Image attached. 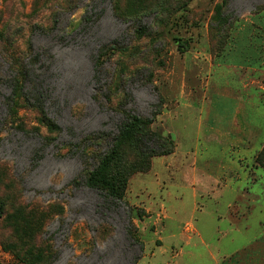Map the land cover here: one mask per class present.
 <instances>
[{
  "label": "rangeland",
  "instance_id": "1",
  "mask_svg": "<svg viewBox=\"0 0 264 264\" xmlns=\"http://www.w3.org/2000/svg\"><path fill=\"white\" fill-rule=\"evenodd\" d=\"M17 60L57 132L12 103ZM125 113L153 119L173 153L134 170L115 203L86 181ZM236 120L254 130L241 143L222 138ZM263 149L264 0H0V264H212L195 240L172 259L176 235L224 229L215 217L231 194L211 175L260 169L264 199ZM212 242L235 251L239 240Z\"/></svg>",
  "mask_w": 264,
  "mask_h": 264
},
{
  "label": "crops",
  "instance_id": "2",
  "mask_svg": "<svg viewBox=\"0 0 264 264\" xmlns=\"http://www.w3.org/2000/svg\"><path fill=\"white\" fill-rule=\"evenodd\" d=\"M248 130L254 131L244 122L236 120L232 122L231 128L222 134V138L229 136L227 138L229 140L230 136H232L233 138L231 137L232 139L229 141L241 143L245 140L244 136L249 139L250 132ZM218 133L221 134L220 131H216L217 137ZM260 171V169L253 168L235 169L232 171L235 175L226 182H221L220 179L212 175L210 178L211 181H214L210 187L215 186L217 190L222 192L229 191L231 194V199L222 214H216L217 216L215 217L220 222L219 225L224 222V229L220 226L215 227V237L212 240H220L224 237L228 238L233 244L234 240L238 239L239 243L235 251L219 249L212 240L206 239L202 229L197 225L188 224L176 235L182 241L181 246L174 252L172 259L175 260L183 254L182 242L187 246H191L190 242L195 240L194 248L198 245L203 246L211 257L212 264H264V199L258 196ZM254 176L255 179L253 180ZM211 191L214 193L213 189L207 187L205 193ZM208 199L212 198L208 197ZM255 212L259 214L256 222L257 233L249 237L246 233L251 230L250 219ZM240 215L241 219L236 218ZM184 235H188V237L186 238Z\"/></svg>",
  "mask_w": 264,
  "mask_h": 264
},
{
  "label": "trees",
  "instance_id": "3",
  "mask_svg": "<svg viewBox=\"0 0 264 264\" xmlns=\"http://www.w3.org/2000/svg\"><path fill=\"white\" fill-rule=\"evenodd\" d=\"M109 53L110 47H104L100 51V55L95 61L98 68L103 66L102 60ZM17 64L13 69V78L16 84H14L12 103L15 104V99H21L24 105L38 109L48 131L50 133L57 132L59 128L56 123L48 117L39 104H32L27 92H24L28 70L18 60ZM124 118L114 150L100 160L86 181L88 188L97 190L105 199L115 203H123L129 177L134 170L145 172L149 169L151 158L173 153L171 141L164 140L161 134L152 130L153 119L144 120L128 113L124 114ZM125 149L135 155V159L129 164L123 158ZM257 162L259 165L264 164V149L258 155Z\"/></svg>",
  "mask_w": 264,
  "mask_h": 264
}]
</instances>
